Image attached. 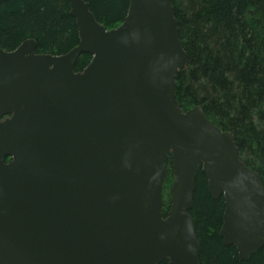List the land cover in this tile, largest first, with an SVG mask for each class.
I'll list each match as a JSON object with an SVG mask.
<instances>
[{"label": "water", "instance_id": "obj_1", "mask_svg": "<svg viewBox=\"0 0 264 264\" xmlns=\"http://www.w3.org/2000/svg\"><path fill=\"white\" fill-rule=\"evenodd\" d=\"M68 2L80 39L69 53L0 48V264H200L199 169L224 198L225 246L249 262L264 249V188L231 133L178 103L188 57L174 0H129L110 30Z\"/></svg>", "mask_w": 264, "mask_h": 264}, {"label": "trees", "instance_id": "obj_2", "mask_svg": "<svg viewBox=\"0 0 264 264\" xmlns=\"http://www.w3.org/2000/svg\"><path fill=\"white\" fill-rule=\"evenodd\" d=\"M107 29L125 20L129 0H84ZM174 15L188 62L177 76L176 97L186 112L201 107L209 120L234 136L240 159L264 188V0H174ZM68 0H9L0 4V48L16 50L28 40L38 55L60 56L79 45ZM92 56L83 54L82 72ZM169 161L167 180L172 172ZM163 200V211L169 209ZM224 198L214 200L198 171L193 208L200 264H264V249L249 262L220 236ZM161 264H168L163 261Z\"/></svg>", "mask_w": 264, "mask_h": 264}, {"label": "rangeland", "instance_id": "obj_3", "mask_svg": "<svg viewBox=\"0 0 264 264\" xmlns=\"http://www.w3.org/2000/svg\"><path fill=\"white\" fill-rule=\"evenodd\" d=\"M168 176H169V180H167L168 178L167 177L165 180L164 186H163V200L164 201L167 200L168 194L170 195L171 187L173 185V180H174L173 171L170 172Z\"/></svg>", "mask_w": 264, "mask_h": 264}, {"label": "flooded vegetation", "instance_id": "obj_4", "mask_svg": "<svg viewBox=\"0 0 264 264\" xmlns=\"http://www.w3.org/2000/svg\"><path fill=\"white\" fill-rule=\"evenodd\" d=\"M7 118H9V116H6L3 119H0V123L3 122L4 120H6Z\"/></svg>", "mask_w": 264, "mask_h": 264}]
</instances>
